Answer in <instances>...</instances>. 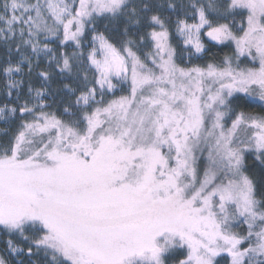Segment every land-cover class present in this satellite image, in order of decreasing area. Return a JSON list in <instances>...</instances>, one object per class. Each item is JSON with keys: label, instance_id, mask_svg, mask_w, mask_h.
I'll use <instances>...</instances> for the list:
<instances>
[{"label": "snow or ice", "instance_id": "snow-or-ice-1", "mask_svg": "<svg viewBox=\"0 0 264 264\" xmlns=\"http://www.w3.org/2000/svg\"><path fill=\"white\" fill-rule=\"evenodd\" d=\"M0 264H264V0H0Z\"/></svg>", "mask_w": 264, "mask_h": 264}, {"label": "rangeland", "instance_id": "rangeland-1", "mask_svg": "<svg viewBox=\"0 0 264 264\" xmlns=\"http://www.w3.org/2000/svg\"><path fill=\"white\" fill-rule=\"evenodd\" d=\"M0 126H2V125H0Z\"/></svg>", "mask_w": 264, "mask_h": 264}]
</instances>
